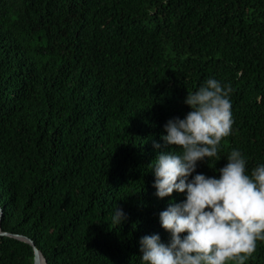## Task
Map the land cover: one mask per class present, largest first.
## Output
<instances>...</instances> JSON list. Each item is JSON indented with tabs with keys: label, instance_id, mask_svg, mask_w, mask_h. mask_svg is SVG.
I'll list each match as a JSON object with an SVG mask.
<instances>
[{
	"label": "trees",
	"instance_id": "16d2710c",
	"mask_svg": "<svg viewBox=\"0 0 264 264\" xmlns=\"http://www.w3.org/2000/svg\"><path fill=\"white\" fill-rule=\"evenodd\" d=\"M230 85L233 149L264 163V0H0V264H143L171 234L153 164L207 79ZM159 143L160 149L154 145ZM127 219L113 220L117 208ZM229 264L234 262L229 261ZM246 264H264V241Z\"/></svg>",
	"mask_w": 264,
	"mask_h": 264
},
{
	"label": "clouds",
	"instance_id": "9594fccd",
	"mask_svg": "<svg viewBox=\"0 0 264 264\" xmlns=\"http://www.w3.org/2000/svg\"><path fill=\"white\" fill-rule=\"evenodd\" d=\"M230 93V85L209 78L189 92L185 103L192 110L186 117L165 124L163 141L180 151H161L155 159L156 195L163 199L179 192L186 198L160 213L170 242L159 234L141 238L143 264H246L257 241H264V163L249 173L244 154L233 149L218 178L197 172L199 162L218 157L221 141L232 134ZM126 219L118 207L114 222Z\"/></svg>",
	"mask_w": 264,
	"mask_h": 264
},
{
	"label": "water",
	"instance_id": "95a60500",
	"mask_svg": "<svg viewBox=\"0 0 264 264\" xmlns=\"http://www.w3.org/2000/svg\"><path fill=\"white\" fill-rule=\"evenodd\" d=\"M3 215H4L3 208L0 205V234L9 235V234H11L10 232L1 231V224H2ZM13 235L14 236L23 237V238H25L26 240H28V241H30L32 243V245L34 247V251H35V256H34V261L35 262H34V264H40L41 260H44L42 251L40 250V248L37 246V244L35 243V241L32 238L27 237V236L17 235V234H13ZM39 256H41V259L39 258ZM44 262H45V260H44Z\"/></svg>",
	"mask_w": 264,
	"mask_h": 264
},
{
	"label": "rangeland",
	"instance_id": "374dc122",
	"mask_svg": "<svg viewBox=\"0 0 264 264\" xmlns=\"http://www.w3.org/2000/svg\"><path fill=\"white\" fill-rule=\"evenodd\" d=\"M40 264H45L44 260H41Z\"/></svg>",
	"mask_w": 264,
	"mask_h": 264
},
{
	"label": "bare ground",
	"instance_id": "6f19581e",
	"mask_svg": "<svg viewBox=\"0 0 264 264\" xmlns=\"http://www.w3.org/2000/svg\"><path fill=\"white\" fill-rule=\"evenodd\" d=\"M29 237V236H28ZM39 258L41 259V256H39Z\"/></svg>",
	"mask_w": 264,
	"mask_h": 264
}]
</instances>
